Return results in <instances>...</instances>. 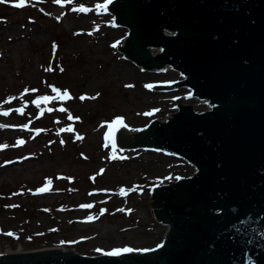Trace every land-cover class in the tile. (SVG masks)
I'll list each match as a JSON object with an SVG mask.
<instances>
[{"label":"rangeland","instance_id":"374dc122","mask_svg":"<svg viewBox=\"0 0 264 264\" xmlns=\"http://www.w3.org/2000/svg\"><path fill=\"white\" fill-rule=\"evenodd\" d=\"M15 2L0 4V56L6 74L0 86V111H8L0 120L28 127L7 125L0 136V145H7L0 149V204L6 206L0 211V247L26 250L50 245L97 254L156 245L167 227L152 215L151 186L190 175L194 168L152 150L123 149L122 155L105 134L116 117L123 118L127 131H134L174 112V96H182L185 89L164 93L146 85L178 79V72L148 71L125 59L116 47L127 29L115 27L111 14L96 8L105 0L63 5L26 0L22 8L13 7ZM80 6L88 11L72 10ZM32 29L39 34L30 35ZM19 33L28 37L10 39ZM28 59L31 79L17 73ZM53 88L60 96L67 91L71 99H61ZM43 96L50 99L41 101ZM184 103L196 111L209 106L197 98ZM61 128L71 130L59 132ZM17 140L34 147L24 153ZM47 181L50 190L38 193ZM120 188L136 190L122 195ZM84 204L92 207H81ZM121 208L125 211H118Z\"/></svg>","mask_w":264,"mask_h":264},{"label":"water","instance_id":"95a60500","mask_svg":"<svg viewBox=\"0 0 264 264\" xmlns=\"http://www.w3.org/2000/svg\"><path fill=\"white\" fill-rule=\"evenodd\" d=\"M106 9L128 29L118 46L126 58L149 70L171 66L184 78L165 86H186V99L211 105L178 104L119 144L183 157L196 170L153 187V213L169 224L154 248L39 249L58 247L49 245L2 254L0 264H264V0H112ZM124 130L116 133L125 138Z\"/></svg>","mask_w":264,"mask_h":264},{"label":"snow or ice","instance_id":"6c2138e0","mask_svg":"<svg viewBox=\"0 0 264 264\" xmlns=\"http://www.w3.org/2000/svg\"><path fill=\"white\" fill-rule=\"evenodd\" d=\"M6 0H0V4L2 3H5ZM72 0H54V3L58 4V5H63L65 3H71ZM112 2V0H105V3L104 4H98L96 6V8L98 10H101V9H106L107 8V5L110 4ZM26 5V0H16L15 3H13V7H16V8H22ZM73 11H78V12H83V11H88V9L84 8L83 6H80L79 8H73L72 9ZM89 35H91V33H89ZM53 48H55V45H53ZM46 71H51V68H48L46 69ZM130 87V86H129ZM146 87H149L151 88L152 86L151 85H146ZM32 91H35V89H33ZM53 91L57 93V96L60 97L61 99L64 98V97H67L69 99H71L69 93L67 91H64L63 93V96H60V92L58 89H55L53 88ZM24 92H28V89L26 88L24 90ZM85 97H81V99L83 100ZM94 98V97H93ZM11 99H15V97H12V98H9L8 100H5L4 103H9ZM50 97L48 96H43V97H40V100L41 101H47L49 100ZM33 103H37V101H33ZM16 112H19L22 114L23 112V109L22 108H17L15 109ZM60 111H65V109L61 108ZM154 111H158V110H154ZM152 113H145V115H151ZM0 115H4V116H7L8 115V112L7 111H0ZM71 119V117H69ZM0 127H5V125H0ZM24 128H27L28 125H24L23 126ZM122 127H127V125L124 123V120L122 117H116L110 124H108V131L106 132L105 134V139L106 141H111L112 144H113V149L115 150V140H114V137H115V133L116 131L119 129V128H122ZM70 131L71 129H64V128H61L59 129V132H63V131ZM83 137H77V139H82ZM17 145H20V144H23L24 141L23 140H17ZM61 143H63V141H61ZM7 147V145H0V149H3ZM101 172H103V169H101ZM171 177H166L165 179H170ZM176 179H181V177H176ZM50 183L51 181H47L45 183V185L38 189L37 192L38 193H42V192H45V191H48L50 190ZM136 189L133 188V189H130V190H126L124 188H120L119 189V193L120 194H126L127 191H135ZM10 207H18V205H10ZM81 207L83 208H91L92 205L91 204H84V205H81ZM104 209H101V215L104 213ZM118 211H125L123 208L121 209H118ZM130 211V210H129ZM89 221H91L93 219V217L89 216L87 218ZM6 235L8 236H12L13 233L12 232H8L6 233ZM97 251H102L101 249H97ZM133 251H138L136 249H133V248H130V247H124V248H115V249H112L111 251H108V252H104L103 254L104 255H107V256H119L123 253H130V252H133Z\"/></svg>","mask_w":264,"mask_h":264},{"label":"bare ground","instance_id":"6f19581e","mask_svg":"<svg viewBox=\"0 0 264 264\" xmlns=\"http://www.w3.org/2000/svg\"><path fill=\"white\" fill-rule=\"evenodd\" d=\"M9 22V21H8ZM8 24H12V23H8ZM11 30H13V31H10V32H12V34L15 32V29L13 28V27H9ZM39 34V30H37V29H32V31L30 30V35H34V34ZM12 37L13 38H17V37H19V38H22V39H25L26 37H28V35H26V34H22V33H19V36H16V35H13V36H11L10 37V39H12ZM35 37H37V36H35ZM22 43V42H21ZM3 60H2V56H0V73H3V72H5V70H4V68L2 67V62ZM29 65V59L27 60V61H23V62H21L20 64H19V66H18V70H17V73H18V75H20V76H23V77H26V78H28V79H31L32 77H33V72H32V67H29L28 66ZM5 78H6V74H2L1 76H0V86H2V85H4L5 84ZM37 91H34L33 93L35 94ZM9 99V98H8ZM8 112V111H7ZM2 116H4V115H0V119H1V117ZM0 125H5V127H0V136L2 135V133L4 132V131H6V126L7 125H15V126H17V127H23V126H21L20 124H17L16 122H10V121H7V122H5V121H3V120H0ZM24 128V127H23ZM17 147L18 148H20V149H23V150H25L24 151V153L25 152H29L30 150H28L27 148H29V149H31V148H33L34 146L33 145H17ZM30 153H28V154H26L27 156V158H29L30 160L32 159V157L30 158L29 155ZM22 163V162H21ZM38 163H40L39 161H36V164H38ZM41 164V163H40ZM39 166H41V165H39ZM32 169H35V167L34 168H32Z\"/></svg>","mask_w":264,"mask_h":264}]
</instances>
